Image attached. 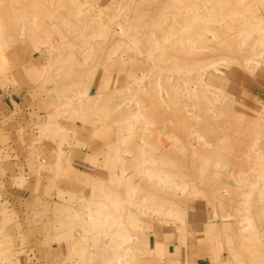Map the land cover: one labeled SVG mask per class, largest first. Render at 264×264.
Returning <instances> with one entry per match:
<instances>
[{
    "label": "rangeland",
    "instance_id": "1",
    "mask_svg": "<svg viewBox=\"0 0 264 264\" xmlns=\"http://www.w3.org/2000/svg\"><path fill=\"white\" fill-rule=\"evenodd\" d=\"M113 261L264 264V0H0V264Z\"/></svg>",
    "mask_w": 264,
    "mask_h": 264
},
{
    "label": "crops",
    "instance_id": "2",
    "mask_svg": "<svg viewBox=\"0 0 264 264\" xmlns=\"http://www.w3.org/2000/svg\"><path fill=\"white\" fill-rule=\"evenodd\" d=\"M12 102H15L17 104L16 105L17 107H20L18 105L17 100L15 101V98ZM87 139L88 137L84 134V135H78L75 138V140L72 141V144H71L72 146L70 147V149L67 150V153L64 159L65 170L69 172L68 176L66 175L65 178H67V183L70 186L69 188H67L65 184V186L60 188V190L58 189L53 192V195H55L57 198H58L57 195L64 196L63 201L65 203H67L69 199H72V200L76 199L74 204L80 210L82 209L83 206L85 207L83 203H80L81 197L83 196L86 197L87 193L92 192L93 190L92 188L94 185H102V184L107 185L108 183L112 181L113 178L117 176V175H114V172L110 170L104 172V174L101 173L102 174L101 176L98 175L100 174V171L103 172L101 168L103 166L102 164L104 163L103 162L104 159L97 158L95 160V157L93 156V154L96 153V150L91 151L92 149L86 145ZM90 139L91 138H89V140ZM94 146L98 147L99 143L96 141ZM98 167L100 169H98ZM45 177H48V175H45ZM53 177L55 178V175H53ZM75 179H78V181H75ZM69 204H72V203H69ZM173 241H174L173 242L174 244L179 245L176 238H174ZM191 241L192 243L195 242L193 240ZM154 246L156 248V244ZM156 249L154 250L155 252H156ZM197 253L198 252L196 253L193 252V254L191 255L195 258L194 260H198V262L205 261V260L207 261V260L212 259V255H203V256L201 255V257H198Z\"/></svg>",
    "mask_w": 264,
    "mask_h": 264
},
{
    "label": "bare ground",
    "instance_id": "3",
    "mask_svg": "<svg viewBox=\"0 0 264 264\" xmlns=\"http://www.w3.org/2000/svg\"><path fill=\"white\" fill-rule=\"evenodd\" d=\"M214 36H215V35H214ZM88 215H89V214H88ZM86 221H88L87 218H86ZM81 222H82V221H81ZM90 223H91V222H90ZM91 224H92V223H91ZM84 225H85V223H84ZM137 240H138V239L136 238L135 241L137 242ZM120 263H121V262H120ZM120 263L118 262L117 264H120ZM112 264H114V261L112 262Z\"/></svg>",
    "mask_w": 264,
    "mask_h": 264
}]
</instances>
